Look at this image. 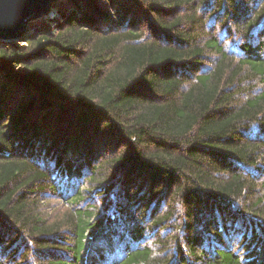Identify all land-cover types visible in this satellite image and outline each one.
<instances>
[{
    "label": "trees",
    "instance_id": "1",
    "mask_svg": "<svg viewBox=\"0 0 264 264\" xmlns=\"http://www.w3.org/2000/svg\"><path fill=\"white\" fill-rule=\"evenodd\" d=\"M54 8L0 40V264H264V0Z\"/></svg>",
    "mask_w": 264,
    "mask_h": 264
},
{
    "label": "water",
    "instance_id": "2",
    "mask_svg": "<svg viewBox=\"0 0 264 264\" xmlns=\"http://www.w3.org/2000/svg\"><path fill=\"white\" fill-rule=\"evenodd\" d=\"M56 0H0V40L22 39L30 21L51 15ZM25 42V41H24Z\"/></svg>",
    "mask_w": 264,
    "mask_h": 264
},
{
    "label": "rangeland",
    "instance_id": "3",
    "mask_svg": "<svg viewBox=\"0 0 264 264\" xmlns=\"http://www.w3.org/2000/svg\"><path fill=\"white\" fill-rule=\"evenodd\" d=\"M52 9H53V6H52ZM51 15H53V17H54L55 15H56L55 17H59V13H58V11H56L55 8L52 10ZM53 17L45 16L44 18H45V20H48L49 18H53ZM41 18H43V17H41ZM41 18H39V19H41ZM36 20H37V19H36ZM5 41H6V40H5Z\"/></svg>",
    "mask_w": 264,
    "mask_h": 264
},
{
    "label": "bare ground",
    "instance_id": "4",
    "mask_svg": "<svg viewBox=\"0 0 264 264\" xmlns=\"http://www.w3.org/2000/svg\"><path fill=\"white\" fill-rule=\"evenodd\" d=\"M57 1V0H56ZM45 17V16H44ZM39 19V18H38Z\"/></svg>",
    "mask_w": 264,
    "mask_h": 264
}]
</instances>
